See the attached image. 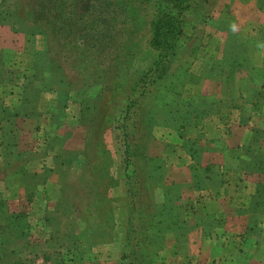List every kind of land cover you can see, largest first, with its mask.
I'll return each mask as SVG.
<instances>
[{
  "label": "rangeland",
  "instance_id": "1",
  "mask_svg": "<svg viewBox=\"0 0 264 264\" xmlns=\"http://www.w3.org/2000/svg\"><path fill=\"white\" fill-rule=\"evenodd\" d=\"M253 3L264 7V0H189L186 7L171 0H0L4 34L24 45L4 58L2 75L15 71L24 96L40 99L38 109L47 115L45 124L31 116L20 125L42 123L45 145L59 150L44 158L50 185L24 187L31 202L0 204V264H157V251L178 245L180 228L171 220L180 205L186 225L193 203H169L163 194H191L205 155L197 152L200 138L182 137L199 121L178 127L174 111L187 115L193 108L194 115L206 108L188 96L186 85L201 78H190L191 70L214 55L226 22L257 15ZM157 21L180 26L177 55L159 63ZM21 136L19 146L41 142ZM179 142L188 154L177 151ZM134 203L142 210L131 215ZM173 258L166 263L175 264Z\"/></svg>",
  "mask_w": 264,
  "mask_h": 264
},
{
  "label": "crops",
  "instance_id": "2",
  "mask_svg": "<svg viewBox=\"0 0 264 264\" xmlns=\"http://www.w3.org/2000/svg\"><path fill=\"white\" fill-rule=\"evenodd\" d=\"M258 5L257 15L248 14L226 22L229 25L224 34L217 35L219 46L212 52L214 55L199 70H191L190 78H201L197 85H186L188 96L203 99L207 104L194 114V120L199 123L186 129L182 137L190 142L201 139L204 148L198 146L197 152L202 150L205 158L197 164L203 174L194 183L193 192L180 197L182 202L193 203L187 212L184 236L176 246L175 243L161 246L162 250L155 254L157 264H167L171 256L176 257L175 264H211V261L240 264V260L241 264H264V221L246 231L250 201L260 186H264V7ZM249 22L251 25H247ZM13 38L16 36L4 34L0 24V204L6 206L23 199L32 201L26 200L24 187L50 185L46 172L51 166L44 158L59 154L57 148L45 145L41 125L45 124L47 115L38 109L40 99L30 101L22 97L24 87L11 77L15 66L10 67L13 71L10 77L2 75L6 73L3 68L8 67L4 65L8 53L11 56L24 51V45L20 48L13 45ZM48 101H45L47 106ZM31 116H39L42 123L25 129L20 123ZM33 131L41 135L34 137ZM24 133L27 142L31 137L41 142L31 149L28 144V147L19 146ZM186 165L190 161L172 166L177 169ZM193 167L198 169L197 165ZM31 170L35 173H31L34 176H29L27 182ZM212 170L217 174H211ZM259 205L253 208V214H258ZM114 213L115 210L112 214L115 218ZM258 217L264 219V210ZM168 247L171 254L163 256ZM180 252L186 255L185 260Z\"/></svg>",
  "mask_w": 264,
  "mask_h": 264
},
{
  "label": "trees",
  "instance_id": "3",
  "mask_svg": "<svg viewBox=\"0 0 264 264\" xmlns=\"http://www.w3.org/2000/svg\"><path fill=\"white\" fill-rule=\"evenodd\" d=\"M171 2H174V4H176V6L181 5L183 2L182 7H186L189 0H171ZM161 17H163V15H161ZM158 22V26H153L152 25V34L154 35V37L159 38L157 41H154L155 45L157 46V48H159V62H162L164 60H170L169 57L174 58L177 55V51H178V46H177V37L180 33V29H179V22L176 21L173 25H169L167 22L164 21H157ZM158 56V55H157ZM157 61L154 63L156 68L154 69V71L157 72ZM162 75V73L160 74V76ZM173 95V93H172ZM23 98H26L24 96L23 93ZM197 100L199 102H202L203 99H199L197 98ZM175 102V99H174ZM172 103V102H171ZM193 107V106H192ZM188 110V114L184 115V113L182 114V109L180 107L176 108V115L178 114L180 116L181 119H179L180 121H178V127L184 125L185 123H188V119L189 121L194 120L195 116L192 115L193 108L191 109H187ZM195 110V109H194ZM175 114V113H174ZM188 116V117H186ZM152 160V159H151ZM156 182H158V180H155ZM172 185V184H170ZM174 189H172V193L170 192H165L163 194V197H165V201L166 202H171L172 198H174L175 200H179V196L177 194H174ZM260 203L259 208L260 209L258 211V214L260 215L261 213H263L264 210V186L261 185L260 188L258 189V193H256L253 197H252V201H250V214L247 217V227H246V231L249 232L253 229V227L256 226V224L258 222L264 221V219H262L261 217H258V214H253V208L257 207V204ZM263 206V207H262ZM141 207H136L135 203L134 205H132V207H130L131 210H129L131 215L136 214L137 211H141L142 209H140ZM180 209L181 206L178 205V213L177 215H174L173 219L171 220L170 224L172 227L176 226L177 229L179 230L181 233L179 236H184L185 232H186V227L184 225V218L182 217V214H180ZM180 211V212H179ZM252 213V214H251ZM17 215H13L11 214L10 217L14 218ZM178 236V235H177ZM178 236V237H179ZM163 237L161 235L159 241L157 242V245H161L163 243ZM149 264V263H147Z\"/></svg>",
  "mask_w": 264,
  "mask_h": 264
}]
</instances>
